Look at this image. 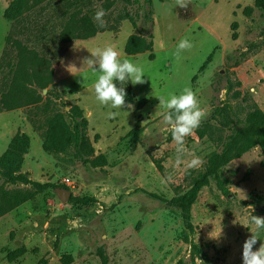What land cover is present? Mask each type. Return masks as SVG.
<instances>
[{"label":"rangeland","instance_id":"374dc122","mask_svg":"<svg viewBox=\"0 0 264 264\" xmlns=\"http://www.w3.org/2000/svg\"><path fill=\"white\" fill-rule=\"evenodd\" d=\"M13 1L0 0V97L16 82L27 93L15 95L19 107L6 110L0 104V188L37 194L0 217V264H65L64 255L71 257L68 264H242V246L251 232L260 239L254 250L264 241V230L257 232L250 223L252 216L264 218L260 148L235 156L229 146L244 137L254 106L264 112V15L254 0H150V5L34 0L17 19H7L3 12ZM100 9L104 27L94 19ZM127 13L136 26L123 18ZM70 17L75 23L90 21L97 32L62 42ZM132 34H151V51L125 54ZM183 38L192 47L177 57ZM19 45L35 53L34 66L18 65ZM108 46L140 64L146 75L144 83L125 86L132 103L122 109L95 99L98 73L84 63L97 47ZM39 58L53 69L51 84L43 85L47 70ZM184 88L193 90L205 117L185 137L178 162L171 128L163 120L168 110L157 96ZM34 95L41 99L33 102ZM73 104L86 117L85 136L93 157L105 158L104 166L83 163L73 144L43 151L48 119L60 113L71 128ZM136 122L137 136L131 132ZM16 134L28 137V147L20 156L1 158ZM194 158L200 163L189 167ZM199 174L205 182L185 220L171 202L188 192ZM60 189L70 192L65 201ZM194 249L199 254L192 258ZM12 251L20 255L9 260Z\"/></svg>","mask_w":264,"mask_h":264},{"label":"trees","instance_id":"16d2710c","mask_svg":"<svg viewBox=\"0 0 264 264\" xmlns=\"http://www.w3.org/2000/svg\"><path fill=\"white\" fill-rule=\"evenodd\" d=\"M148 5L151 4L150 0H144ZM34 5V0H15L8 7L5 8L3 16L7 19H17L27 10L31 9ZM254 5L263 13L264 15V0H254ZM250 8L246 7L243 9V12L247 14ZM123 18H128L133 26L135 22L132 17L127 13L123 15ZM231 29L234 31L237 28V23L234 21L231 24ZM97 28L94 27L90 21H80L75 23L70 17L69 21L63 27L60 33L62 42H70L74 39H85L92 37L96 32ZM236 34L233 33L232 37L235 38ZM152 37L151 34H148V38L130 35L125 41L123 51L128 55H135L143 53L144 51H151L152 49ZM18 65L27 66L28 61L29 65L34 66L36 56L32 50H28L25 46H18ZM38 65L43 66L47 70L46 75L41 79H46L44 86L52 82V73L53 69L46 59H38ZM24 86L20 87L19 83L16 82L15 85L8 89L6 92L2 93L0 97V104L3 109L10 110L20 106V102H16L18 97L15 95L25 92ZM33 93V91L29 92ZM40 95H34L32 98L33 102H38L40 100ZM132 103V98H126V105ZM68 114L72 120V127H68L63 119V115L60 113H55L47 121L46 130L44 139L42 142V149L45 152H58L66 149L67 146L73 144V146L81 149V155L83 163L90 164L93 166H104L106 164L105 158L103 155H97L93 157V148L89 140L85 136V129L87 127V119L83 115L82 110L78 105H70V110ZM246 129L245 135L242 138L235 137L229 146L237 150L235 156H239L242 153L246 152L252 147L258 146L261 151V155L264 160V112L261 111L256 106L253 107L245 120ZM138 122L135 123L134 129H132V134L137 136L139 133ZM28 137L25 134H16L10 140L6 151L3 153L1 158H5L11 155L20 156L22 152L28 147ZM82 148L86 149L84 154ZM78 157V155H77ZM214 159L210 158L209 163H213ZM11 180H22L19 176L10 175ZM205 182L204 174H199L193 179V187L186 193L174 198L172 200V205L180 208L183 217L186 219L189 218V208L191 202L193 201L195 194L201 189ZM39 187V186H37ZM37 194V191H31L28 189H4L0 188V217L4 216L8 212L12 211L22 203L30 200ZM188 228H192L189 224ZM192 258L195 255H198L199 252L197 249H194ZM20 255V252L12 251L7 255L9 260H13ZM62 261L65 264H68L71 261L70 256H63Z\"/></svg>","mask_w":264,"mask_h":264},{"label":"clouds","instance_id":"9594fccd","mask_svg":"<svg viewBox=\"0 0 264 264\" xmlns=\"http://www.w3.org/2000/svg\"><path fill=\"white\" fill-rule=\"evenodd\" d=\"M187 5V2L179 4L180 7ZM104 14V10L100 9L94 15L100 27H104ZM191 47V42L183 38L177 44L174 55L179 57L182 50ZM90 53L93 58L86 59L84 63L94 73H98L93 85L95 99L101 105H108L112 109H122L126 106L125 86L128 83L133 85L144 83L146 76L144 68L131 59H122L119 51L112 46L97 47ZM157 98L159 105L168 110L164 113L163 120L171 128L172 139L177 145V161L179 162L185 150V137L190 136L200 126L205 117V111L200 107L195 93L190 88H184L179 94H170L167 98L164 96H157ZM127 106L129 107V104ZM198 163H200L199 159L194 158L189 167H194ZM250 223L255 225L257 232L264 230V218L252 216ZM251 233L252 235L245 239L242 246V264H264V241L254 250L259 237Z\"/></svg>","mask_w":264,"mask_h":264},{"label":"water","instance_id":"95a60500","mask_svg":"<svg viewBox=\"0 0 264 264\" xmlns=\"http://www.w3.org/2000/svg\"><path fill=\"white\" fill-rule=\"evenodd\" d=\"M57 194H58L59 198L61 199V201H65L67 199V197L69 196L70 192L68 190H65V189H60L57 191Z\"/></svg>","mask_w":264,"mask_h":264},{"label":"built area","instance_id":"2783aa9c","mask_svg":"<svg viewBox=\"0 0 264 264\" xmlns=\"http://www.w3.org/2000/svg\"><path fill=\"white\" fill-rule=\"evenodd\" d=\"M65 182H66V184H68V185L70 184V183H69V182H70L69 179H65Z\"/></svg>","mask_w":264,"mask_h":264}]
</instances>
